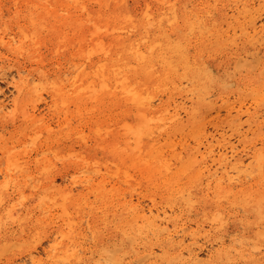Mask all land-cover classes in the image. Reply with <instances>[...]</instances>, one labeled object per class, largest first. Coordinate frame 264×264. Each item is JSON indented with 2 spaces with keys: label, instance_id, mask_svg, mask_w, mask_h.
<instances>
[{
  "label": "rangeland",
  "instance_id": "obj_1",
  "mask_svg": "<svg viewBox=\"0 0 264 264\" xmlns=\"http://www.w3.org/2000/svg\"><path fill=\"white\" fill-rule=\"evenodd\" d=\"M25 1L0 0V41L2 42V44H0V77L6 74L9 76L7 79L9 81V78L14 76L13 78L18 84H22V82L25 81L26 77L36 80L35 83H38V80H41V82L39 81V85L33 89L34 92H30L29 90L23 91L21 95H19L15 91V89L11 87V85H9L6 81H0V101H3L5 104L11 105L13 99L17 102L22 99L21 105L19 104L20 102H18L15 111H12V107H8V110L5 111V115L0 113V169L2 170L0 172V264H67L63 263V261L54 262V254L56 252L55 248L67 244L69 245V243V247H73L72 250H74L72 251L71 249H69L71 251H69V253H73L75 255L77 254L75 258H78L79 261H81V264H114L113 262L110 263L114 256L118 257L119 259L117 258V260L121 261L119 262V264H146L151 260H148L146 251H143V247H140L139 252L135 253L132 250L133 245L132 243H130V239L126 240L125 231H122L126 230L127 228V226H125L126 222L123 223L122 221V218H125L126 215H122L121 208L118 203L130 199L132 200L133 204L143 207L144 209L152 208L153 213H156L157 208L160 211L166 210L168 212L167 214L171 212V214H169V218L180 225V227L178 228L179 231L177 230L179 232L178 234L173 230V226L169 225V232L173 234L175 242H178L181 239V228L185 229L184 232L187 237L181 245L173 244L174 246H169L168 252L170 254L177 253L180 249H183L182 251H185V249H187V246L192 242L190 239V235L193 234L192 236H194L195 238L197 237V245H195L194 247L201 248L200 257L205 258L204 260H206L207 251L209 250L210 252H219L214 264H264V232L262 231L264 229L262 228V226H264V165L260 166L259 164L255 163L253 169L250 170L251 175L244 178V183L233 188L234 191H232V196L230 197L231 202L220 203L218 202V199H216V197L214 199V195L212 196L210 193L214 191L216 181L214 179L212 180V178L207 180L204 176L199 178L193 177L196 178L194 183L189 180L190 178L188 176H181L178 183L174 184V189L170 187L171 189L168 188V190L167 185L163 183L164 177H153L154 180L152 182L148 180V176L146 175L147 173L141 171L140 173L138 172L139 169L141 170L143 168V166L135 165L139 168H136L138 170H135L133 169V160H128L125 167L123 166L122 162H120V159L122 161L124 157L129 155V153L126 154L128 151H131L129 156L134 158L132 150H129L132 148L131 145L130 148L126 149V147H124V151L121 150L123 146L126 145H124L125 142H123L126 141V137L122 132L125 130L120 125L123 122H129L131 124L134 123L136 116H132L133 112L136 111L137 106L133 105L132 103L130 104V102H127L128 104L125 101L123 102L122 100L124 99L122 98V96H120L121 94L117 89H115L117 92L115 90L111 92L112 89L110 91L100 90V94L98 93L99 91L95 92L96 94H89L90 92H87L84 93L85 95L83 94L80 98L75 94L77 90L75 91V89H72L67 85L71 83L70 81H72L74 75L73 71H75L74 68H76L74 67L71 69V66L73 67L77 65V63L83 64L86 70H88L87 72L90 73L89 79H91L94 76L92 75V72L94 74V71L97 70L99 65H101V63L99 62H102L103 65H106L107 69H111V65L114 64V61H116L117 59L115 63H121V61H125L124 63H127L129 67H131L129 71L127 69V75L129 76L131 83H135V86H140L141 89H145L151 92L152 98L150 100H152V106L150 109L154 114H162L163 109L168 107V105H170V107L172 108L175 106V104H179V108H181L182 101H185L186 98H189L190 93L195 92L194 90L192 91V89L200 90L201 88L198 89L199 86L196 87V83L190 82L189 84V81H186L184 79L181 81L183 82L181 84L182 87H180L179 85L180 89L176 87L177 90L172 86V82H168L166 84L162 83L157 87V82H159L158 76L162 71L161 67H163L161 63L156 61L157 56L159 58L158 50H156L153 54L155 58L153 62L155 67H153L154 75L158 77L157 79L151 80L152 77H146L145 72L138 69V62L132 59V57L129 55V52L126 53V50L128 47V43H131V41H135L134 43L140 41L139 38H141L144 32L143 29L137 28L133 32H124V34L121 33V30L119 29L113 30V32L111 31V33L109 32V34H104V30H102L101 32L103 33V35H101L102 33H99L101 37L97 34H93L94 32L91 31L92 26L94 25L95 26L93 27V30L97 29V23L98 25H102L101 22L104 24L106 19L113 20L114 16L118 13V10L119 13L123 10H130L136 18L140 19L145 10L144 8H146V5H150L153 10H156L158 7H161V4H159L158 1L163 0H114V2L113 0H83V7L79 4L75 5L73 3V0L72 2L70 0H47V3L46 0L45 2L44 0ZM93 1L95 3H93ZM169 1L171 3L172 1L173 3H176L177 8H180L181 12L201 11V13H204L207 10L213 11V17L210 18L207 24V26L209 27H207L209 29V35L207 32H200L192 34L191 36L187 35L186 32L177 31L173 32L174 35L169 37V39L171 38L175 41L179 39L183 42V46H185L186 48V54L188 58L187 65H189V67H187V70L189 71L190 76L195 72V69L193 70V68L204 64L206 65V68L209 69L210 72H212L214 81L211 83L208 82L206 85V89H208L206 91H208L209 95H207V100H204V102L197 101L195 104L187 102L184 105L189 113L192 112V109H195L194 114L190 118H188L189 116H186L181 110L180 112L182 114V119L180 120V122L171 121L170 123H168V125L162 128L163 130L160 129L161 132L160 130H156L155 133L151 135L152 137L150 136V138L147 139L149 142L151 141L152 144H156L155 146L159 148V154L162 156V158L165 157V160L169 161L170 163L172 169L169 173H163L165 177L173 176L172 173L174 174V172L181 168V162H184V160H187L188 158H191L193 160L194 155L197 156L198 160L203 159L202 156L197 155V149H199L202 155L205 156L204 161L207 160L211 163V159L206 157V147L208 145L207 143L212 145V148H214L215 151H213V153L216 154V150H218V141L219 139L221 140L222 137L230 140V142L237 147L238 151H241L244 146L246 147V149H249L254 146L253 144H255L256 149H258L261 147L260 143L264 141V31H262L264 30L262 29L264 28V0H242V3L246 5L245 10L247 11L246 12L244 10L242 12V15L244 16H242L241 13L238 15L236 11H233L234 6L233 4H231L232 0ZM32 2V5L34 6L31 5ZM67 2L69 9L67 7ZM103 2L105 4H103ZM119 2H122V6H120ZM70 3L71 5H69ZM28 4H30L31 6ZM97 4L98 6H100L97 7ZM40 5L42 6L40 9H38ZM43 5L46 8H44ZM91 5L93 6L91 7ZM197 5H200L202 7H198ZM49 6L52 7L50 8ZM33 7H36V10ZM93 7L94 9H91ZM64 8H66L67 10L65 11ZM73 8H76V10L74 11ZM82 8L86 13L83 12ZM116 8H118V10H116ZM46 9L47 13L44 12L46 11ZM49 9L51 10V12ZM25 11L27 12L25 13ZM30 11L31 13H29ZM56 11H59V13H57ZM112 11L115 12L113 13ZM23 12L25 13V15ZM225 12L228 14H226ZM36 13L38 15H36ZM243 13H245L246 15ZM31 14H35L37 19L34 18L35 15H33L32 17ZM64 14L69 15L65 16ZM89 14H92L90 18ZM140 14L142 15L140 16ZM29 15H31V18H33L35 23L39 24L41 22L39 26H42L44 29L39 28V26H37L38 24L36 25L37 28H33L34 25L30 24L31 22L33 23V20ZM62 15H64V17ZM20 16L25 18H21ZM97 16L98 18H96ZM102 16L104 19L102 18ZM105 16H107L108 18ZM112 16L113 18H110ZM27 17L30 19L28 20ZM59 18L61 20H59ZM79 18L80 20H77ZM54 19H56V21ZM66 19L70 23V25L68 22L66 23ZM81 19H83L84 22ZM73 20H77V24L74 23ZM89 20V23L92 24L87 23ZM212 21H216L217 26L215 25V23L213 24ZM43 22L46 23L44 24ZM57 22L58 24H56ZM110 23L112 24V21ZM63 24L65 27L63 26ZM22 25L27 26L23 27ZM44 25L46 27H44ZM68 25L69 27L71 25L74 27L68 28ZM80 25H82L83 28H81ZM49 26L52 28V31H50L51 29ZM47 27L49 30L46 29ZM29 28L30 30L33 28V30L30 31ZM73 28H77L78 31L73 30ZM211 28L212 30L210 32ZM20 29L23 32L20 31ZM62 29L64 30L63 34H61ZM253 29H255L256 32H259V34L255 35L256 33H254ZM153 31L154 30H150L151 33H147V39L145 38L146 40L144 42H146L148 39L151 40L154 38L152 36H155V31ZM25 32L27 33V39H25ZM31 32H33L34 34L32 33L31 35ZM57 32L58 34L56 35ZM90 32H92L91 35H93V38L89 36ZM21 33L24 34L22 35ZM78 33H80L81 35ZM140 33L142 34L140 35ZM168 33H171V31H168ZM211 33H214V35ZM79 35L81 41L79 39ZM81 36L83 38H81ZM113 36L115 38H113ZM215 36L218 38H216ZM22 38H24V40ZM56 38L58 40L60 38L61 41H58ZM83 39L84 42H82ZM122 39L124 41L123 46L126 48H124L123 51L121 50V45L119 46V44L123 43ZM32 40H34V43L32 42ZM62 41L63 45L61 44ZM94 41H97L98 43L103 42L104 45L108 43L105 45V47L109 48L111 46L109 48L110 52L105 56L103 55V53H99V55L95 52V55H93L94 53L91 56L87 55L88 50L91 47H96V42ZM142 42L143 41L141 40L140 43ZM86 43H88V46H86ZM35 44L36 47H34ZM113 45L115 46L113 47ZM116 45H118V47H116ZM77 46H80V48H78ZM141 46L143 47L144 45L142 44ZM24 48L28 49H26L27 53ZM21 49L23 51H21ZM79 49H83V51L81 50V52ZM114 49L115 51H113ZM78 51H80L81 54H78ZM85 51L87 54L85 53ZM57 52L60 54H58ZM82 53L83 56H81ZM113 54H115L116 57L113 56ZM80 56L82 60H80ZM101 56L102 59H100ZM34 57L38 59L35 60ZM103 57H106V59H104ZM87 58L88 61L90 60L91 62H88ZM243 58L246 59V61ZM91 59H93V62ZM83 60L85 63L83 62ZM109 60H111L112 62ZM177 60L179 61L178 58H175L171 65L176 69L173 70L175 72L173 73L176 75H180L185 71V68L184 65L182 66V62H177ZM237 60L241 61L238 62ZM242 60L245 62H242ZM72 62H74L75 65ZM95 64H97L96 69ZM131 64L132 66H134L135 64V70L132 68V66H130ZM190 64L193 65L191 66ZM91 69L93 71H91ZM40 70L43 73L45 72L44 75L46 74L45 76H47V78L42 75ZM65 72H67V74H65ZM64 74L67 76L69 74V78L64 77ZM41 76L43 77L42 79ZM136 77L138 78V82ZM57 78H59V80ZM65 78H68L66 79L68 83H66V81L62 82L64 83V87L67 86L69 88L66 89V87L65 89H63V93L65 94H63L62 91L59 94L56 92V87L60 85L58 81H61L62 79L65 80ZM95 79L97 80L98 78ZM112 79L113 78L109 80L110 84H113ZM51 83H55L54 85L57 86H53L54 88L52 89ZM165 85L167 88L165 87ZM163 86L164 89H162ZM178 89L180 91H178ZM64 90L68 91L64 92ZM203 90L204 88L200 91ZM69 91H71L72 93L70 94ZM105 92L109 93L107 94V96L109 95V98L107 96H103L106 95ZM58 95H61L62 98L65 97L67 100H69V102H67L69 104V106L67 105L68 107H64L61 102L62 98H60L61 96ZM112 95H114V97H112ZM54 96L55 99L53 98ZM66 96L69 97L67 98ZM71 98H73V100ZM97 98L99 101L97 100ZM35 100H38L39 102ZM30 101L31 103H29ZM33 101L34 103L32 104ZM90 101L94 103L92 104ZM53 103L55 105H58L60 103V105H58L57 107L54 106ZM114 103L116 104V106ZM87 105H89V107ZM32 106L37 107V111L35 113V121L37 124L35 125L33 121L28 120L31 114L28 115L26 114V112H24V117L21 116V111L23 112V110L21 109H24V111L27 110L28 113L31 110ZM51 106L54 107L52 108ZM111 106L114 108L116 107L115 110L114 108L112 109ZM79 107H81L82 109H78ZM124 107L127 108V110H122V108ZM86 109L91 110L87 111ZM120 109L121 112H119ZM82 110H84V112L86 113H84ZM91 113L92 115H90ZM135 113L137 114L138 111H136ZM124 124L126 123H123V127ZM119 126L121 127V129ZM33 127H35L36 129ZM49 127L51 128V130H47L49 129ZM104 127H108L105 129L111 132H104ZM110 128L112 129L108 130ZM100 130H102L101 133ZM75 131L77 136L78 134H82V136L85 134V137L87 138H85L84 136L83 138L81 137V135H79L81 138L79 136H74ZM37 132L39 134H37ZM98 132L100 133L99 136H97ZM32 133L34 136L37 134L40 137L38 138L37 135L36 137H34L32 136ZM104 135H107V137ZM121 135L125 140L121 137ZM101 136H103L104 139H101ZM30 137L32 138L30 139ZM151 138H153L154 140ZM81 139H85V141L82 142ZM30 140H32V142ZM29 142L31 143L28 144ZM149 142L146 146H149L151 144ZM101 145L103 146L101 147ZM113 145L114 147H112ZM10 147L11 149H14V151H11L9 153V150H11ZM15 147L18 148L16 149ZM111 148H115L116 150H113ZM5 149L7 150V153L5 152ZM108 149H110L111 151H107ZM118 149L119 151H117ZM112 150L114 151V153ZM115 151L117 152V154H119L116 155ZM13 152H15V154ZM69 152L70 154H67ZM5 153L8 155H5ZM65 153L67 156L65 155ZM12 154L13 156H11ZM62 154L64 156H62ZM73 154L74 156L73 158H71ZM80 154H82L83 157H81ZM14 157L17 159V163H20L18 166H16V164L13 165V162H16L14 161ZM80 158L85 159V163H83V160H81ZM19 159L20 162L18 161ZM94 159H96L97 164ZM180 160L182 161L179 162ZM93 161H95L96 165L93 164ZM101 161L104 164H102ZM86 162L92 163L93 165L89 163L86 165ZM81 163L83 164V167ZM130 163L131 165H129ZM22 164H24V167H19L20 165L23 166ZM80 167L82 169L85 168L86 171L91 170V172H85L84 170L81 171ZM115 167L117 169H115ZM94 168H98L99 170L97 171H99L100 173L98 172L96 175V173H94L96 172ZM114 169L115 171L117 170L119 174L115 175V173L117 172L113 173ZM195 169H197V167H195ZM125 170H128L127 174H129V176L131 175V178L129 177L128 184L125 181V176L122 174L125 173ZM71 175L73 176L71 177ZM205 175H207V173H205ZM143 176L147 177V179L145 177V179H143ZM72 184H75L76 186H73ZM102 188L104 190H102ZM183 190H189L188 193H191L192 196H198V198H193V203H188V206L192 207L191 210L190 207L189 210H187V202L183 197L184 195L185 197H187L185 194L187 191ZM64 192H70L73 199L72 202L75 205H78V207L80 208L79 210H77L76 206H74L73 203L70 202L71 204H68V208H66L63 204L64 206L62 208H64L63 210H65L66 212L62 211L61 206L63 201L59 197H61V194H64ZM110 192H113L114 195ZM207 193V199L205 201L202 200L203 196H205V194ZM55 195L56 197H53ZM112 195L116 199L112 198ZM247 195L248 197H246ZM261 195L263 196V198ZM180 197L184 199L182 200ZM242 197L243 199H241ZM251 201L252 203H250ZM59 202H62L60 204L61 206L59 205ZM194 202L196 205L194 204ZM171 205L173 206V208ZM115 206L117 207L115 208ZM257 207L260 208V210H258ZM177 208L179 210H177ZM182 208L184 211L182 210ZM216 211L217 213L219 212V214L222 215L221 219H218L220 216H218L219 214H217ZM213 213L215 215H213L214 217L211 216ZM216 215L218 216V218ZM202 217L204 218L202 219ZM211 217L213 219H210ZM72 218L75 221V223L73 224H71V222L69 221L72 220ZM210 220L216 221H214L215 223L212 222L211 224ZM61 233H64V235ZM260 233H262L263 235ZM62 235L64 237H62ZM68 237L69 240L67 239ZM120 240L122 241V243L120 242ZM156 240L157 239H154L151 242V246L154 247L153 250L156 248L154 255L156 262L157 264H166V259H163L164 262L162 261V258H165L166 256H162L164 255V253H160L159 242H156ZM51 244L53 246H50ZM129 245H131V248H129ZM51 247L52 251L50 249ZM114 248L118 249H116L115 251ZM125 253L126 255L121 257V255ZM185 253L186 252H184V254ZM30 254L31 257L34 256L32 259H29ZM145 254L146 260L144 258ZM185 255L186 256L183 257L186 258L187 254ZM142 256L144 260H142ZM105 257L107 259H105ZM139 257L141 258V260ZM137 259L140 261H138ZM134 261L136 263H134Z\"/></svg>",
  "mask_w": 264,
  "mask_h": 264
},
{
  "label": "bare ground",
  "instance_id": "obj_2",
  "mask_svg": "<svg viewBox=\"0 0 264 264\" xmlns=\"http://www.w3.org/2000/svg\"><path fill=\"white\" fill-rule=\"evenodd\" d=\"M25 1V0H24ZM35 1V0H34ZM42 1V0H41ZM55 1V0H54ZM53 1V2H54ZM71 2H72V0H70ZM89 1H92V0H89ZM96 1V0H95ZM105 1V0H104ZM109 1V0H108ZM112 1V0H111ZM121 1V0H120ZM148 1V0H147ZM156 1H158V0H156ZM155 1V2H156ZM164 1V0H163ZM163 1H158L159 2V4H161V7H158L156 10H153L151 7H150V5H146V8H144L143 10H144V12H143V15L142 14H140V16L142 15V17L140 18V19H138V18H136L135 17V15L130 11V10H123L122 12H120L119 13V10H118V8H116V10H118V13L114 16V18H113V16L112 17H110V18H113V20H111L112 21V24L110 23L111 21L110 20H107L106 18V20H105V22H104V24L101 22V24L102 25H98V23H97V26H96V30L94 31L93 30V27L95 26L94 24V26H92V32H94L93 34H97V35H99V33H102L101 31L102 30H104L103 32H104V34L106 33H108L109 34V32L111 33V31L113 32V30H117V29H119V30H121V33H123L124 34V32H133L134 30H136L137 28H140V29H143L144 30V32H143V34L142 33H140V35L142 34V36H141V38H139V40L141 41H143L142 43H140V41L139 42H137V43H134V42H132L131 41V43H128V47H127V50H126V53L127 52H129V55L132 57V59H134V60H136L137 62H138V66H139V68H138V66H137V68L138 69H140V70H143L144 72H145V75H146V77H152L151 78V80H155V79H157L158 77H159V82H157L155 85L158 87L159 85H161L162 83H164V84H166V83H171L172 82V86L173 87H175V89H176V87H178L179 89H180V87H182L181 86V84L183 83V82H181L183 79L184 80H186V81H189V84H190V82H192V83H196V87L197 86H199L198 87V89L199 88H201V89H203L204 88V90L203 91H200V90H197V89H192V91L194 90L195 92H192V93H190V97L189 98H186V100L185 101H182V107L181 108H179V104H175V106L174 107H170V105H168V107H166L165 109H163V112H162V114H154L152 111H151V106H152V100H150L151 98H152V96H151V92H149V91H147V90H145V89H141V87L140 86H135V83L133 84V83H131V81H130V79H129V76L127 75V69H128V71H129V69H131V67H129V65L127 64V63H124L123 61H121V63H115L116 61H117V59H116V61H114V64H112L111 65V69H107V67H106V65H103V63L102 62H99V63H101V65H99V63H98V68H97V70H95L94 71V74H93V72H92V75H94L93 77H95V78H98L97 80L95 79V78H91V79H89V76H90V73L89 72H87L88 70H86V68H85V66L83 65V64H78L77 63V65H75V63L74 62H72V63H74V65L75 66H71V69L72 68H74V67H76V68H74L75 69V71H73L74 72V75H73V78H72V81H70L71 80V78H70V82L71 83H69V84H67L68 86H70L72 89H75V91H76V95L77 96H79L80 98H81V96L84 94V93H87V92H90L89 94H91V93H95V92H98L99 94H100V90H102V91H110L111 89H112V91L111 92H113L115 89H117V90H119V93L121 94L120 96H122V98L124 99V100H122L123 102L125 101L126 103L127 102H130V104L132 103L133 105H135V106H137L136 107V111H138V113L136 114L135 112H133V116L132 117H134V116H136V119H135V121H134V123H127V122H123V123H126V124H124V127H123V123H121V125L120 126H122V128H124V130L125 131H122L124 134H125V137H126V141H123V142H125L124 143V145L125 146H123V148H122V146H121V150H123L124 149V147H126V149H128V148H130V145H131V149H129V150H132V154H134L133 156H134V158L133 157H130L129 155H130V152L128 151L126 154H128L129 153V155L128 156H126V157H122L123 159H122V161H121V159H120V162H122V164H123V166L125 167V165H126V162L128 161V160H133L132 162H134V167H133V169H135V170H138L139 168L138 167H136L135 165H139V166H143V168L140 170L139 169V173H140V171L141 172H144V173H147L146 175L148 176V180H150V181H152L153 182V177H157V176H160L161 178L162 177H164V180H163V183H165L166 185H167V189L168 188H172V189H174V184H176V183H178V181L180 180V178H181V176H188L190 179L189 180H191L193 183H194V181H195V179L196 178H193V177H205L207 180H209V179H211L212 178V180L214 179L215 181H216V185H215V187H214V191L212 192V193H210L212 196L214 195V199H215V197H216V199H218V202H222V203H226V202H231L230 201V197L232 196V191H234L233 190V188L234 187H236L237 185H242V183H244V178H246L247 176H250L251 175V171L250 170H252L253 169V167H254V165H255V163H257V164H259L260 166H263L264 165V141L262 142V143H260L261 144V147L260 148H258V149H256V146H255V144H253L254 146H252L251 148H249V149H246V147L244 146L243 147V149L241 150V151H238L237 150V147L233 144V143H231L230 142V140H227L226 138H224V137H222V139L220 140L219 139V141H218V150H216L217 152H216V154H214L213 153V151H214V148H212V145L211 144H209V143H207L208 145H207V147H206V157H208L209 159H211V163L210 162H208L207 160H205L204 161V158H205V156H203L202 155V153H201V151L199 150V149H197V151H196V153H197V155H200V156H202L203 157V159H201V160H198V158H197V156H195L194 155V157H193V160L191 159V158H188L187 160H184V162H181L182 160H180L179 162H181L182 164L180 165V167L181 168H179L176 172H174V174L172 173V175L173 176H171V177H169L167 174V176L168 177H165V175H163V173H169L170 171H171V166H170V163H169V161H167V160H165V157L164 158H162V156L159 154V148L158 147H156L155 145L156 144H152L151 143V141L149 142L147 139L148 138H150V136L152 135V134H154L155 133V131L156 130H163L162 128L163 127H165L166 125H168V123H170L171 121H174V122H180V120L182 119V114H181V110H182V112L186 115V116H189L188 118H190L193 114H194V112H195V109H192V112L191 113H189L188 111H187V109L185 108V104L187 103V102H191L192 104H195L197 101H203L204 102V100H207V98H208V91H206V90H208V89H206V85H207V83L208 82H213L214 81V78H213V74H212V72H210V70L209 69H207L206 68V65H199V66H197L196 68H193V70L195 69V72L190 76V73H189V71L187 70V67H189V65H187L188 64V62H187V54H186V48H185V46H183V42L181 41V40H177V41H175L174 39H169V37H171V36H173L174 34H173V32H180V31H182V32H186L187 33V35H191L192 36V34H196V33H204V32H207L208 33V26H207V24H208V22H209V20H210V18H212L213 17V14H212V12L213 11H211V10H207L206 12H204V13H201V11H187V12H185V11H182L181 12V10H180V8H177V5H176V3H173V1H172V3L169 1V0H165L164 1V3H163ZM191 1V0H190ZM213 1V0H212ZM26 2V1H25ZM25 2H23V3H25ZM44 2H45V0H44ZM82 2H83V0H73V3L75 4V5H77V4H79L80 6H82L83 4H82ZM107 2V1H106ZM113 2H114V0H113ZM123 2V1H122ZM121 2V3H122ZM28 3H30V2H28ZM41 3V2H40ZM46 3H47V0H46ZM55 3V2H54ZM53 3V4H54ZM93 3H95L94 1H93ZM92 3V4H93ZM120 3V2H119ZM121 3H120V6H122L121 5ZM251 3V2H250ZM33 4V2L31 3V5ZM35 4V3H34ZM37 4V3H36ZM42 4V3H41ZM62 4V3H61ZM73 4V5H74ZM102 4V3H101ZM103 4H105L104 2H103ZM114 4V3H113ZM112 4V5H113ZM124 4V3H123ZM145 4H146V2H145ZM219 4V3H218ZM231 4H233V6H234V9H233V11L235 12H237V14L239 15L240 13H241V15H242V12L246 9V5L244 4V3H242V0H232V3ZM23 5V4H22ZM25 5V4H24ZM28 5H30V4H28ZM30 5V6H31ZM69 5H71V3L69 4ZM74 5V6H75ZM78 5V6H79ZM133 5V4H132ZM220 5V4H219ZM19 6V5H18ZM17 6V7H18ZM32 6H34V5H32ZM41 6L42 5H40V7L38 8V9H40L41 8ZM64 6V5H63ZM93 5H91V7H92ZM100 6V5H99ZM98 6V4H97V7H99ZM103 6H105V5H103ZM116 6H118V5H116ZM119 6V7H120ZM125 6V5H124ZM143 6V5H142ZM194 6V5H193ZM198 6V5H197ZM218 6V5H217ZM232 6V7H233ZM264 6V5H263ZM28 7V6H27ZM38 7V6H37ZM43 7H44V5H43ZM50 8L52 7V6H49ZM48 7V8H49ZM54 7V6H53ZM67 7H68V9H69V6H68V2H67ZM73 7V6H72ZM83 7V6H82ZM85 7V6H84ZM88 7V6H87ZM108 7V6H107ZM145 7V6H144ZM192 7V6H191ZM198 7H202V6H198ZM205 7V6H204ZM213 7V6H212ZM33 8H35V10H36V7H33ZM44 8H46V7H44ZM103 8V7H102ZM133 8V7H132ZM136 8V7H135ZM185 8V7H184ZM210 8V7H209ZM248 8V7H247ZM65 9V11L67 10L66 8H64ZM71 9V8H70ZM74 9V8H73ZM78 9V8H77ZM83 9V8H82ZM82 9H81V11H82ZM86 9V8H85ZM91 9H94V7L93 8H91ZM105 9V8H104ZM197 9V8H196ZM208 9V8H207ZM24 10V9H23ZM29 10V9H28ZM41 10H43V9H41ZM50 10V9H49ZM76 10V8L74 9V11ZM98 10V9H97ZM102 10V9H101ZM106 10V9H105ZM121 10V9H120ZM189 10V9H188ZM34 11V10H33ZM79 11V10H78ZM80 11V12H81ZM108 11V10H107ZM246 11V10H245ZM252 11V10H251ZM21 12V11H20ZM27 11H25V13H26ZM37 12V11H36ZM44 12H46L47 13V9H46V11H44ZM50 12H51V10H50ZM49 12V13H50ZM57 12V11H56ZM79 12V13H80ZM83 12H85L84 11V9H83ZM94 12V11H93ZM103 12V11H102ZM101 12V13H102ZM113 12V11H112ZM115 12V11H114ZM113 12V13H114ZM117 12V11H116ZM247 12V11H246ZM24 13V12H23ZM25 13H24V15H25ZM29 13H31V11L29 12ZM46 13H44V14H46ZM57 13H59V11L57 12ZM69 13V12H68ZM75 13V12H74ZM86 13V12H85ZM90 13V12H89ZM100 13V12H99ZM109 13H110V11H109ZM226 13V12H225ZM251 13V12H250ZM21 14V13H20ZM28 14V13H27ZM106 14V13H105ZM135 14H136V12H135ZM226 14H228V13H226ZM243 14H245V13H243ZM32 15V14H31ZM31 15H29L30 16V18H31ZM33 15H35V14H33ZM33 15H32V17H33ZM36 15H38L37 13H36ZM36 15H35V17L34 18H36ZM59 15V14H58ZM65 15V14H64ZM64 15H62L63 17H64ZM66 15H69V14H66ZM65 15V16H66ZM82 15V14H81ZM80 15V16H81ZM92 15V14H91ZM90 14H89V18H90V16H91ZM108 15V14H107ZM113 15V14H112ZM138 15V14H137ZM246 15V14H245ZM253 15V14H252ZM21 16H23V15H21ZM20 16V17H21ZM52 16V15H51ZM79 16V17H80ZM86 16V15H85ZM111 16V15H110ZM224 16V15H223ZM231 16V15H230ZM242 16H244V15H242ZM248 16V15H247ZM41 17H42V15H41ZM68 17V16H67ZM93 17V16H92ZM101 17V16H100ZM105 17H107V16H105ZM21 18H25V17H21ZM21 18H20V21H21ZM28 18V17H27ZM30 18H28V20L30 19ZM48 18V17H47ZM53 18V17H52ZM51 18V19H52ZM61 18V17H60ZM59 18V20H61ZM66 18V17H65ZM84 18V17H83ZM88 18V17H87ZM96 18H98V16L96 17ZM102 18H103V16H102ZM108 18V17H107ZM221 18V17H220ZM244 18V17H243ZM32 20H33V18H31ZM37 19V18H36ZM41 19V18H40ZM43 19V18H42ZM50 19V20H51ZM76 19V18H75ZM86 19V18H85ZM104 19V18H103ZM228 19V18H227ZM236 19H238V18H236ZM18 20H19V18H18ZM55 21H56V19H54ZM68 20H69V18H68ZM77 20H80V18L79 19H77ZM77 20H73L74 21V23H76V21ZM82 21H83V19H81ZM91 20V19H90ZM90 20L87 22V23H89L90 22ZM99 20H100V18H99ZM218 20V19H217ZM37 21V20H36ZM42 21V20H41ZM54 21V22H55ZM81 21V22H82ZM98 21V20H97ZM104 21V20H103ZM24 22V21H23ZM38 22V21H37ZM68 21H67V19H66V23H67ZM84 22V21H83ZM82 22V23H83ZM91 22H93V21H91ZM99 22V21H98ZM213 22V21H212ZM41 23V22H40ZM40 23L38 24V23H35L34 22V20H33V23L31 22L30 24H33L34 26H33V28L34 27H36L37 28V26H39L40 25ZM44 23V22H43ZM46 23V22H45ZM44 23V24H45ZM49 23V22H48ZM69 23V22H68ZM215 23V25L217 26V22L216 21H214L213 22V24ZM20 24V23H19ZM22 24H24V23H22ZM27 24H28V22H27ZM38 24V25H37ZM56 24H58V22L56 23ZM77 24V23H76ZM84 24V23H83ZM82 24V25H83ZM86 24V23H85ZM89 24H92V23H89ZM120 26H119V25ZM37 25V26H36ZM48 25H50V24H48ZM69 25H70V23H69ZM69 25H68V28H70V27H74V26H70L69 27ZM82 25H80L81 26V28H83L82 27ZM23 26V25H22ZM24 26H27V25H24ZM23 26V27H24ZM32 26V25H31ZM63 26H64V24H63ZM66 26H67V24H66ZM79 26V25H78ZM212 26V25H211ZM215 26V27H216ZM222 26V25H221ZM229 26V25H228ZM44 27H46L45 25H44ZM50 27V26H49ZM53 27V26H52ZM65 27V26H64ZM64 27H63V29H64ZM76 27V26H75ZM208 27V28H207ZM263 27V26H262ZM31 28V27H30ZM30 28H29V30H30ZM33 28L30 30V31H32L33 30ZM39 28H43L42 26L40 27L39 26ZM67 28V27H66ZM78 28V27H77ZM77 28H73V30H76V31H78L77 30ZM255 28V27H254ZM44 29V28H43ZM46 29H48V27L46 28ZM50 31H52V28L50 27ZM62 29V33L61 34H63V30ZM79 29V28H78ZM85 29V28H84ZM262 29H264V28H262ZM49 30V29H48ZM54 30H56V29H54ZM86 30V29H85ZM110 30V31H109ZM150 30H154L153 32H154V34H155V36H152V37H154L153 39H151V40H147L146 42H144L147 38V33L148 32H150ZM211 30H212V28L210 29V32H211ZM215 30V29H214ZM254 30V33H256L255 35H257V34H259V32H256V30L255 29H253ZM20 31H22L21 29H20ZM41 31V30H40ZM43 31V30H42ZM123 31V32H122ZM168 31H171V33H168ZM262 31H264V30H262ZM23 32V31H22ZM34 32V31H33ZM33 32H31V35H32V33ZM38 32V31H37ZM66 32V31H65ZM64 32V33H65ZM92 32H90V35L89 36H93V35H91V33ZM117 32H119V31H117ZM152 32V33H153ZM181 32V33H182ZM218 32V31H217ZM26 33V32H25ZM29 33V32H28ZM41 33V32H40ZM54 33V32H53ZM75 33V32H74ZM84 33V32H83ZM151 33V32H150ZM264 33V32H263ZM263 33H261V34H263ZM22 34V33H21ZM24 34V33H23ZM22 34V35H23ZM34 34V33H33ZM37 34H39V33H37ZM45 34V33H44ZM58 34V32L56 33V35ZM60 34V33H59ZM68 34V33H67ZM66 34V35H67ZM77 34V33H76ZM78 34H80V33H78ZM119 34V33H118ZM135 34H137V33H135ZM210 33H208V35H209ZM211 34H213L214 35V33H211ZM30 35V34H29ZM43 35V34H42ZM65 35V34H64ZM81 35V34H80ZM80 35H79V39H80ZM101 35H103V33L101 34ZM111 35V34H110ZM115 35V34H114ZM120 35H122V34H120ZM119 35V36H120ZM185 35V34H184ZM202 35V34H201ZM216 35H218V34H216ZM27 33L25 34V39H27ZM83 36V35H82ZM81 36V38H83ZM100 36V35H99ZM107 36V35H106ZM123 36V35H122ZM203 36V35H202ZM237 36V35H236ZM263 36V35H262ZM41 37V36H40ZM59 37V36H58ZM57 37V38H58ZM62 37V36H61ZM85 37V36H84ZM90 37V38H91ZM96 37V36H95ZM101 37V36H100ZM99 37V38H100ZM110 37V36H109ZM123 37H125V36H123ZM216 37V36H215ZM222 37V36H221ZM34 38V37H33ZM33 38H31V39H33ZM56 38V39H57ZM64 38V37H63ZM67 38V37H66ZM93 38V37H92ZM112 38V37H111ZM113 38H115L114 36H113ZM121 38V37H120ZM136 38V37H135ZM137 38V39H138ZM146 38V39H145ZM184 38V37H183ZM216 38H218V37H216ZM215 38V39H216ZM219 38H220V36H219ZM23 40H24V38H22ZM36 39V38H35ZM34 39V40H35ZM85 39V38H84ZM84 39H83V41L82 42H84ZM102 39V38H101ZM118 39H119V37H118ZM34 40H32V42L34 41ZM58 40V39H57ZM59 40L61 41V39L59 38ZM58 40V41H59ZM63 40V39H62ZM95 40H96V38H95ZM99 40V39H98ZM199 40V39H198ZM31 41V40H30ZM76 41V40H75ZM80 41H81V39H80ZM79 41V42H80ZM87 41V40H86ZM93 41V40H92ZM102 41V40H101ZM122 41H123V39H122ZM1 42V41H0ZM25 42V41H24ZM27 42V41H26ZM66 42V41H65ZM65 42H64V44H65ZM79 42H78V45H79ZM94 42H96V43H98L97 41H94ZM115 42V41H114ZM126 42V41H125ZM216 42H217V40H216ZM34 43V42H33ZM63 43V41L61 42V44ZM81 43V42H80ZM95 43V45H96V47H89L88 49V54L86 53V51H85V53L87 54V55H89V56H91L94 52L97 54H99V53H103V55L105 56V55H107L109 52H110V47L108 48H106L105 47V45L106 44H108V43H106L105 45L103 44V42H99L98 44H96ZM185 43V42H184ZM223 43V42H222ZM225 43V42H224ZM0 44H2V42L0 43ZM25 44H27V43H25ZM57 44V43H56ZM56 44H55V46H56ZM60 44V43H59ZM73 44V43H72ZM87 44V45H86ZM85 45L86 46H88V43H86ZM92 44H93V42H92ZM91 44V45H92ZM110 44V43H109ZM144 45L143 47L141 46V45ZM63 45V44H62ZM94 45V46H95ZM111 45V44H110ZM121 45V46H120ZM124 41H123V43H121V44H119V46L121 47V50L123 51V49L125 48L124 46ZM185 45V44H184ZM209 45V44H208ZM7 46H9V45H7ZM21 46V45H20ZM31 46V45H30ZM34 46V45H33ZM38 46V45H37ZM54 46V47H55ZM58 46V45H57ZM61 46V45H60ZM85 46V47H86ZM109 46V45H108ZM115 45H113V47H114ZM26 47V46H25ZM34 47H36V44H35V46ZM33 47V48H34ZM63 47V46H62ZM61 47V48H62ZM78 47V46H77ZM82 47V46H81ZM84 47V46H83ZM116 47H118V45H116ZM21 48V47H20ZM19 48V49H20ZM28 48V47H27ZM26 48V49H27ZM78 48H80V46L78 47ZM77 48V49H78ZM25 49V48H24ZM26 49H25V51H26ZM84 49V48H83ZM83 49H81L82 51H83ZM126 49V48H125ZM199 49V48H198ZM28 50V49H27ZM54 50V49H53ZM59 50V49H58ZM57 50V51H58ZM74 50V49H73ZM80 50V49H79ZM80 50V51H81ZM156 50H158V55H159V58H158V56H157V59H156V61L157 62H159V63H161L162 64V66L163 67H161L160 69L162 70L161 71V73H160V75L157 77L156 75H154V64H153V62H154V60H155V58H154V56H153V54H154V52L156 51ZM21 51H23L22 49H21ZM55 51V50H54ZM80 51H78V54L80 53ZM81 51V52H82ZM113 51H115V49L113 50ZM36 52V51H35ZM201 52H203V51H201ZM25 53V52H24ZM26 53H27V51H26ZM29 53H30V51H29ZM58 53V52H57ZM77 53V52H76ZM84 53V52H83ZM83 53H82V55L81 56H83ZM84 53V54H85ZM95 53L93 54V55H95ZM120 53V52H119ZM118 53V54H119ZM198 53V52H197ZM248 53V52H247ZM35 54V53H34ZM58 54H60V53H58ZM75 54V53H74ZM77 54V55H78ZM81 54V53H80ZM201 54V53H200ZM27 55V54H26ZM29 55V54H28ZM100 55V54H99ZM246 55V54H245ZM250 55V54H249ZM74 56V55H73ZM79 56V55H78ZM81 56H80V60H82V58H81ZM112 56V55H111ZM113 56H115V54H113ZM120 56V55H119ZM127 56V55H126ZM31 57V56H30ZM86 57H88V56H86ZM85 57V58H86ZM116 57V56H115ZM117 57H118V55H117ZM84 58V59H85ZM100 58V57H99ZM104 58V57H103ZM175 58H178L179 59V61H181L182 62V66L184 65V72L182 73V74H180V75H176V74H174L175 72L173 71V70H176L175 69V67H172V63H173V61H174V59ZM34 59L35 60H37L36 59V57H34ZM74 59V58H73ZM93 59H95V58H93ZM93 59H91L92 60V62H93ZM97 59V58H96ZM100 59H102V56H101V58ZM104 59H106V57L104 58ZM114 59V58H113ZM120 59H121V57H120ZM238 59V58H237ZM240 59V58H239ZM244 59V58H243ZM99 60V59H98ZM119 60V59H118ZM126 60V59H125ZM245 61H246V59H244ZM87 61H88V58H87ZM86 61V62H87ZM90 61V60H89ZM88 61V62H89ZM97 61V60H96ZM109 61H111V60H109ZM178 60H177V62H179ZM238 62H240L239 60H237ZM245 61H243L242 60V62H245ZM83 62H84V60H83ZM91 62V61H90ZM107 62V61H106ZM105 62V63H106ZM112 62V61H111ZM133 62V61H132ZM180 62V63H181ZM85 63V62H84ZM110 63V62H109ZM175 63V62H174ZM88 64V63H87ZM133 64V63H132ZM132 64L130 65V66H132ZM179 64V63H178ZM194 64V63H193ZM192 64V65H193ZM238 64V63H237ZM31 65V64H30ZM54 65V64H53ZM92 65H93V63H92ZM96 65L97 64H95V69H96ZM160 65V64H159ZM191 65V64H190ZM191 65V66H192ZM235 65H236V63H235ZM239 65V64H238ZM176 66V65H175ZM195 66H196V64H195ZM110 67V66H109ZM134 67H135V64H134V66H132V68L134 69ZM154 67V68H153ZM177 67V66H176ZM234 68H235V66H234ZM94 69V68H93ZM136 69V68H135ZM134 69V70H135ZM39 70V69H38ZM37 70V71H38ZM91 71H93L92 69H91ZM40 72H41V70H40ZM68 72V71H67ZM67 72H65V74H67ZM136 72V71H135ZM174 72V73H173ZM19 73V72H18ZM22 73V72H21ZM39 73V72H38ZM42 73V75H44V73L43 72H41ZM64 73V72H63ZM71 73V72H70ZM129 73V72H128ZM158 73V72H157ZM156 73V74H157ZM181 73V72H180ZM26 74V73H25ZM40 74V73H39ZM39 74H37V75H39ZM64 74V77H68L69 76V74H68V76L67 75H65ZM72 74V73H71ZM10 75H12V74H10ZM46 75V74H45ZM44 75V76H45ZM63 75V74H62ZM130 75H131V73H130ZM135 75V74H134ZM140 75V74H139ZM158 75V74H157ZM17 76V75H16ZM136 76V75H135ZM156 76V77H155ZM8 75H2L1 77H0V81H6L9 85H11V87H13L14 89H15V91L19 94V95H21L22 93H23V91H30V92H34L33 91V89L34 88H36L38 85H39V81L41 82V80H38V83H35V81L36 80H34V79H32V78H28V77H26V79H25V81L24 82H22V84H18L15 80H14V76H12L11 78H9L10 80L8 81L7 79H8ZM46 78H47V76H45ZM62 77V76H61ZM43 77L41 76V79H42ZM69 78V77H68ZM68 78H65V80H61V81H58L59 83H60V85H54L53 83H51L52 84V89L54 88L53 86H55L56 87V92L57 93H59L60 94V92L62 91V93H63V89H65L66 87H64V81H66V79H68ZM111 78H113L112 80H113V84H110L109 83V80L111 79ZM137 78V77H136ZM58 80H59V78H57ZM150 79V78H149ZM45 80V79H44ZM148 80V79H147ZM19 81V80H18ZM47 81V80H46ZM54 81V80H53ZM52 81V82H53ZM63 81V82H62ZM135 81H136V79H135ZM61 82H62V84H61ZM137 82H138V78H137ZM142 82V81H141ZM140 82V83H141ZM185 82V81H184ZM66 83H68L67 81H66ZM144 84V83H143ZM142 84V85H143ZM137 85H138V83H137ZM148 85V84H147ZM179 85H180V87H179ZM194 85V84H193ZM40 86H41V84H40ZM144 86H145V84H144ZM143 86V87H144ZM50 87H51V85H50ZM146 87V86H145ZM153 87H155V86H153ZM165 87H166V85H165ZM41 88V87H40ZM69 87H67L66 89H68ZM167 88V87H166ZM155 89V88H154ZM158 89V88H157ZM157 89H156V91H157ZM162 89H164V86L162 87ZM178 89V91H180ZM209 89H210V87H209ZM177 90V89H176ZM65 91H68V90H64V92ZM74 91V90H73ZM116 91V90H115ZM155 91V92H156ZM54 92V91H53ZM70 92V94L72 93L71 91H69ZM117 92V91H116ZM27 93V92H26ZM68 93V92H67ZM106 93V92H105ZM210 93V92H209ZM28 94V93H27ZM55 94V93H54ZM63 94H65V93H63ZM88 94V95H89ZM96 94V93H95ZM99 94H97V95H99ZM107 94H109V93H106V95H103V96H107ZM116 94V93H115ZM114 94V95H115ZM66 95H69V94H66ZM74 95V94H73ZM85 95V94H84ZM96 95V96H97ZM114 95H112V97H114ZM208 95V96H207ZM1 96V95H0ZM35 96H38V95H35ZM58 96H61V95H58ZM71 96V95H70ZM111 96V95H110ZM119 96V97H120ZM22 97V96H21ZM27 97V96H26ZM32 97V96H31ZM40 97V96H39ZM42 97V96H41ZM67 98L69 97V96H66ZM93 97H94V95H93ZM108 98H109V95L107 96ZM115 97H117V96H115ZM35 98V97H34ZM54 99H55V96L53 97ZM57 98V97H56ZM60 98H62V96L60 97ZM59 98V99H60ZM64 98V99H63ZM62 98V104L64 105V107L66 108V107H68L69 106V104L67 103V102H69V100H67L65 97H63ZM171 98V97H170ZM17 99V98H16ZM37 99V98H36ZM53 99V100H54ZM72 100H73V98H71ZM70 99V100H71ZM76 99V98H75ZM74 99V100H75ZM85 99V98H84ZM83 99V100H84ZM90 99V98H89ZM94 99V98H93ZM116 99V98H115ZM22 99H20V101H18V102H20L19 104L21 105V101ZM27 100V99H26ZM33 100V99H32ZM44 100V99H43ZM61 100V99H60ZM83 100H82V102H83ZM97 100H98V98H97ZM112 100H113V98H112ZM28 101V100H27ZM35 101H38V100H35ZM78 101H79V99H78ZM77 101V102H78ZM91 101H92V99H91ZM90 101V102H91ZM94 101V100H93ZM99 101V100H98ZM18 102L16 101V100H12V103H11V105H8V104H5L3 101H0V113L1 114H3V115H5V111L6 110H8V107H12L11 109H12V111H15L16 110V107H17V105H18ZM39 102V101H38ZM58 102V101H57ZM60 102V101H59ZM60 102V103H61ZM89 102V101H88ZM116 102V101H115ZM156 102V101H155ZM174 102V101H173ZM29 103H31V101L29 102ZM34 103V101L32 102V104ZM54 103H56V102H54ZM53 103V104H54ZM60 103L58 104V105H60ZM85 103V102H84ZM92 103V102H91ZM94 103V102H93ZM92 103V104H93ZM97 103V102H96ZM109 103V102H108ZM112 103V102H111ZM61 104V105H62ZM107 104V103H106ZM110 104V103H109ZM115 104V103H114ZM128 104V103H127ZM58 105L56 104H54V106H57L58 107ZM62 105V106H63ZM68 105V106H67ZM81 105V104H80ZM79 105V106H80ZM125 105V104H124ZM28 106V105H27ZM53 106V107H54ZM71 106V105H70ZM75 106H76V104H75ZM88 107H89V105H87ZM97 106V105H96ZM103 106V105H102ZM115 106H116V104H115ZM26 107V106H25ZM52 107V106H51ZM52 107V108H53ZM82 107V106H81ZM81 107H79L78 109H80ZM100 107V106H99ZM112 107V106H111ZM111 107H110V109H111ZM27 108V107H26ZM51 108V109H52ZM56 108V107H55ZM77 108V107H76ZM91 108V107H90ZM93 108V107H92ZM114 107H112V109H113ZM116 108V107H115ZM115 108H114V110H115ZM118 108V107H117ZM68 109V108H67ZM82 109V108H81ZM102 109V108H101ZM104 109H105V107H104ZM127 110V108H122V110ZM21 110H23V112L21 111V116H23V114H25L24 112H26V114H31L30 115V118L28 119V120H31V121H33V123H34V125L35 124H37L36 123V121H35V119H36V116H35V113H36V111H37V107L36 106H32V108H31V110L27 113V110L26 111H24V109H21ZM54 110H56V109H54ZM65 110V109H64ZM76 110V109H75ZM87 110V109H86ZM89 110H91V109H88L87 111H89ZM58 111V110H57ZM67 111H69V110H67ZM81 111V110H80ZM83 112H84V110H82ZM55 112V111H54ZM59 112V111H58ZM57 112V113H58ZM61 112V111H60ZM64 112V111H63ZM78 112V111H77ZM91 112H93V111H91ZM101 112V111H100ZM109 112V111H108ZM119 112H121V109H120V111ZM68 113V112H67ZM80 113V112H79ZM78 113V114H79ZM84 113H86V112H84ZM95 113V112H94ZM102 113V112H101ZM160 113V112H159ZM59 114H61V113H59ZM63 114V113H62ZM65 114V113H64ZM82 114V113H81ZM80 114V115H81ZM88 114V113H87ZM108 114V113H107ZM115 114V113H114ZM135 114V115H134ZM66 115V114H65ZM69 115V114H68ZM83 115V114H82ZM81 115V116H82ZM90 115H92V113L90 114ZM113 115V114H112ZM64 116V115H63ZM72 116V115H71ZM89 116V115H88ZM123 116V115H122ZM127 116V115H126ZM24 117V116H23ZM27 117V116H26ZM65 117V116H64ZM68 117V116H67ZM60 118V117H59ZM63 118V117H62ZM74 118V117H73ZM86 118H87V116H86ZM27 119V118H26ZM25 119V120H26ZM70 119H72V118H70ZM237 119V118H236ZM82 120V119H81ZM87 120V119H86ZM92 120V119H91ZM214 120V119H213ZM126 121V120H125ZM38 122V121H37ZM64 122V121H63ZM67 122H69V121H67ZM83 122V121H82ZM95 122V121H94ZM91 123H92V121H91ZM99 123V122H98ZM27 124V123H26ZM71 124H72V122H71ZM86 124V123H85ZM89 124V123H88ZM64 125V124H63ZM91 125V124H90ZM89 125V126H90ZM114 125V124H113ZM115 125H117V124H115ZM39 126V125H38ZM119 126V127H120ZM103 127V126H102ZM118 127V128H119ZM33 128H35V127H33ZM48 128V127H47ZM105 128H108V127H104V132L106 131V133L107 132H111V131H107ZM113 128V127H112ZM112 128H110V129H108V130H111ZM36 129V128H35ZM42 129V128H41ZM74 129V128H73ZM73 129H72V131H73ZM100 129V128H99ZM120 129H121V127H120ZM47 130H51V128L49 127V129H47ZM71 130V129H70ZM78 130V129H77ZM95 130H96V126H95ZM94 130V131H95ZM103 130V129H102ZM102 130H100V133H101V131ZM118 130V129H117ZM161 130H160V132H161ZM167 130V129H166ZM60 131V130H59ZM65 131V130H64ZM63 131V132H64ZM91 131H92V129H91ZM97 131H98V128H97ZM96 131V132H97ZM116 131V130H115ZM119 131V130H118ZM33 132V131H32ZM121 132V131H120ZM60 133V132H59ZM67 133V132H66ZM75 134H74V136H76V137H78L79 135H81V137H85L86 135L84 134L83 136H82V134H78V136L76 135V131L74 132ZM99 132L97 133L98 135L97 136H99V134H100ZM116 133V132H115ZM158 133V132H157ZM36 134V133H35ZM37 134H39L38 132H37ZM36 134V135H37ZM61 134V133H60ZM95 134V133H94ZM105 134V133H104ZM122 134V133H121ZM36 135L34 136L33 135V133H32V136H34V137H36ZM63 135V134H62ZM108 135V134H107ZM107 135H104V136H106L107 137ZM157 135V134H156ZM38 136V135H37ZM58 136V135H57ZM61 136V135H60ZM97 136H96V138H97ZM116 136V135H115ZM119 136V135H118ZM33 137V138H34ZM40 136H38V138H39ZM59 137V136H58ZM65 137V136H64ZM80 137V136H79ZM80 137V138H81ZM83 137V138H84ZM121 137H122V135H121ZM152 137V136H151ZM154 137H155V135H154ZM32 137H30V139H31ZM37 138V139H38ZM61 138V137H60ZM63 138V137H62ZM85 138H87V137H85ZM103 138V136H101V139ZM123 138V137H122ZM221 138V137H220ZM100 139V138H99ZM104 139V138H103ZM124 139V138H123ZM151 139H153V138H151ZM20 140V139H19ZM33 140H35V139H33ZM121 140V139H120ZM125 140V139H124ZM154 140V139H153ZM232 140V139H231ZM25 141V140H24ZM31 142H32V140H30ZM48 141V140H47ZM59 141V140H58ZM81 141L82 142H84L85 141V139L83 140V139H81ZM27 142V141H26ZM26 142H25V144H26ZM31 142H29L28 144H30ZM103 142V141H102ZM113 142V141H112ZM148 142L149 143H151L149 146H146L147 144H148ZM1 143V142H0ZM155 143V142H154ZM211 143V142H210ZM107 144V143H106ZM118 144V143H117ZM33 145V144H32ZM119 145V144H118ZM133 145V146H132ZM6 146V145H5ZM15 146V145H14ZM98 146V145H97ZM103 145H101V147H102ZM21 147V146H20ZM26 147H27V145H26ZM95 147V146H94ZM112 147H114V145L112 146ZM6 148V147H5ZM16 148V147H15ZM18 148V147H17ZM16 148V149H17ZM24 148H25V146H24ZM90 148V147H89ZM120 148V147H119ZM7 149V148H6ZM5 149V150H6ZM10 149H11V147H10ZM83 149V148H82ZM97 149V148H96ZM98 149H101V148H98ZM111 149H113V148H111ZM4 150V151H5ZM67 150V149H66ZM113 150H116L115 148L113 149ZM112 150V151H113ZM120 150V151H121ZM11 151H14V149H11V150H9V153L11 152ZM23 151H24V149H23ZM107 151H111L110 149H108ZM117 151H119V149L117 150ZM124 151V150H123ZM6 153H7V150L5 151ZM55 152H56V150H55ZM76 152V151H75ZM74 152V153H75ZM102 152H103V148H102ZM116 152V151H115ZM215 152V151H214ZM5 153V155H8V154H6ZM14 154H15V152H13ZM23 153V152H22ZM40 153H43V152H40ZM86 153H88V152H86ZM113 153H114V151H113ZM242 153V154H241ZM244 153V154H243ZM67 154H70V152L69 153H67ZM116 155H118L117 154V152L115 153ZM114 154V155H115ZM121 154H122V152H121ZM204 154V153H203ZM65 155H66V153H65ZM76 155V154H75ZM106 155H108V154H106ZM110 155V154H109ZM112 155V154H111ZM10 156V155H9ZM8 156V157H9ZM11 156H13V154L11 155ZM62 156H64L63 154H62ZM67 156V155H66ZM73 156H74V154L72 155V157L71 158H73ZM80 156L81 157H83V155L82 154H80ZM124 156V155H123ZM16 157H18V156H16ZM89 157V156H88ZM97 157V156H96ZM177 157H179V156H177ZM217 157V158H216ZM245 157V158H244ZM10 158V157H9ZM20 158V157H19ZM59 158V157H58ZM68 158V157H67ZM66 158V159H67ZM77 158V157H76ZM113 158V157H112ZM12 159V158H11ZM11 159H10V161H11ZM69 159V158H68ZM81 160H83L82 162L83 163H85L84 161H85V159H82V158H80ZM64 160H65V158H64ZM81 160H78V161H81ZM95 161H96V159H94ZM14 161H16V162H13L14 164L13 165H15L16 164V166H18L20 163H17V159L14 157ZM19 162H20V159L18 160ZM87 161V160H86ZM95 161H93L94 163L93 164H95ZM91 162V161H90ZM131 162V163H132ZM171 162V161H170ZM247 162V163H246ZM89 162H86V165L88 164ZM101 163H102V161H101ZM107 163H108V161H107ZM110 163V162H109ZM131 163L129 164V165H131ZM75 164V163H74ZM89 164H92V163H89ZM92 164V165H93ZM96 164H97V161H96ZM95 164V165H96ZM102 164H104V163H102ZM101 164V165H102ZM116 164V163H115ZM23 166H19V167H24V164H22ZM70 165H72V164H70ZM81 165H82V167H83V164L81 163ZM85 165V166H86ZM94 165V166H95ZM106 165V164H105ZM111 165H112V162H111ZM113 165H114V163H113ZM198 165V166H197ZM75 166V165H74ZM84 166V167H85ZM26 167V166H25ZM78 167V166H77ZM92 167V166H91ZM103 167H104V165H103ZM130 167H132V166H130ZM195 167H197V169H195ZM81 168V167H80ZM136 168H138V169H136ZM141 168V167H140ZM93 169V168H92ZM115 169H117L116 167H115ZM115 169L113 170L114 172L113 173H115V172H117V173H115V175H117V174H119V172L116 170L115 171ZM132 169V168H131ZM213 169V170H212ZM81 171L82 170H84L85 172H91V170H85V168H81L80 169ZM94 170L96 171V172H94ZM94 170H93V172L94 173H96V175H97V173L99 172V171H97V170H99L98 168L96 169V168H94ZM102 170V169H101ZM109 170V169H108ZM123 170H124V168H123ZM2 170L0 169V172H1ZM111 171V170H110ZM127 171L128 170H125V173H122L124 176H125V181H126V183L128 184V181H129V177L131 176H129V174H127ZM130 171V170H129ZM84 172V173H85ZM81 173H83V172H81ZM80 173V174H81ZM100 173V172H99ZM205 173H207V175H205ZM88 174V173H87ZM92 174V173H91ZM75 175V174H74ZM113 175V174H112ZM218 175H220V176H218ZM73 175H71V177H72ZM114 176V175H113ZM117 177V176H116ZM145 176H143V179H147V177H145ZM75 178V177H74ZM90 178V177H89ZM88 178V179H89ZM92 178V177H91ZM131 178V177H130ZM158 178V177H157ZM205 178H203V179H205ZM87 179V180H88ZM74 180V179H73ZM142 180V179H141ZM212 180H211V182H212ZM78 181V180H77ZM124 181V180H123ZM124 181V182H125ZM149 181V182H150ZM190 181V182H191ZM202 181V180H201ZM85 182H86V180H85ZM158 182H159V180H158ZM161 182V181H160ZM204 182V181H203ZM53 183V182H52ZM75 183V182H74ZM162 183V182H161ZM89 184V183H88ZM154 184V183H153ZM215 184V183H214ZM73 185V184H72ZM75 185V184H74ZM73 185V186H74ZM81 185V184H80ZM103 185V184H102ZM192 185V184H191ZM76 186V185H75ZM162 186V185H161ZM194 186V185H193ZM206 186V185H205ZM54 188V187H53ZM68 188V187H67ZM153 188H155V187H153ZM162 188V187H161ZM170 188V189H171ZM175 188H177V187H175ZM178 188H180V187H178ZM160 189V188H159ZM183 189V188H182ZM185 189V188H184ZM49 190V189H48ZM99 190V189H98ZM97 190V191H98ZM102 190H104L103 188H102ZM101 190V191H102ZM169 190V189H168ZM178 190V189H177ZM52 191V190H51ZM156 191V190H155ZM183 191H187V190H183ZM241 191V190H240ZM170 192V191H169ZM189 192V190L185 193L186 194V196L187 197H185V195L183 196L184 198H185V200H186V204H187V207H188V209L187 210H189V207L190 206H188L189 204V202H191V203H193L192 202V200H193V198H198V196L197 195H193L192 196V194L191 193H188ZM211 192V191H210ZM214 192H215V194H214ZM104 193V192H103ZM105 193H106V191H105ZM111 193V192H110ZM175 193V192H174ZM177 193V192H176ZM181 193V192H180ZM179 193V194H180ZM188 193V194H187ZM111 194H113V192L111 193ZM60 195V194H59ZM58 195V196H59ZM114 195V194H113ZM112 195V196H113ZM116 195V194H115ZM119 195H120V193H119ZM152 195V194H151ZM177 195V194H176ZM47 196V195H46ZM110 196V195H109ZM170 196H172V195H170ZM181 196V197H182ZM241 196H243V195H241ZM262 196V195H261ZM53 197H56V195L55 196H53ZM121 197V196H120ZM119 197V198H120ZM180 197V198H181ZM207 197H208V193L207 194H205V196H203V198H202V200H206L207 199ZM238 197V196H237ZM246 197H248V195L246 196ZM245 197V198H246ZM60 199H62V201H63V203H62V206L60 205L61 203L59 202V205L61 206V208L65 205V207L66 208H68V204L71 202V203H73L72 201H73V199H72V196H71V194H70V192H64V194L62 193L61 194V197H59ZM112 198H114V196L112 197ZM122 198H124V197H122ZM184 198H181L182 200L184 199ZM262 198H263V196H262ZM114 199H116V198H114ZM151 199H153V198H151ZM213 199V198H212ZM213 199V200H214ZM241 199H243V197L241 198ZM251 199V198H250ZM259 199V198H258ZM264 199V198H263ZM155 200V199H154ZM154 200H152V201H154ZM237 200H238V198H237ZM260 200V199H259ZM151 201V200H150ZM242 201H244V200H242ZM248 201V200H247ZM246 201V202H247ZM255 201H256V199H255ZM264 201V200H263ZM115 202V201H114ZM245 202V203H246ZM261 202H262V200H261ZM70 203V204H71ZM239 203V202H238ZM250 203H252V201L250 202ZM258 203H259V201H258ZM64 204V205H63ZM194 204H195V202H194ZM232 204V203H231ZM73 205L74 206H76V208H77V210H79L80 208L78 207V205H75L74 203H73ZM118 205L120 206V208H121V212H122V215L123 214H125L126 216H125V218H122V221H123V223H125L126 222V225L125 226H127V228H126V230H122V231H125V235H126V240L127 239H130L129 241H131L130 243H132V250L135 252V253H138L139 252V248L140 247H143V251H146V253H147V258H148V260L149 259H151L149 262H147L146 264H157V262H156V259H155V257H154V255H155V249L153 250V248L154 247H152L151 246V242L154 240V239H157L156 240V242H159V251H160V253H164V255H162V256H166L165 258H162V261H163V259H166V264H214V262L216 261V258H217V256H218V253L219 252H210L209 250L207 251V258H206V260H204L205 258H202V257H200V253H201V248L200 247H194L195 245H197V237L195 238L194 236H192L193 234H191L190 236V239H191V244L190 245H188L187 246V249H185V251H182L183 249H180L177 253H174V254H170L169 252H168V249H169V246H174L173 244H175V245H181L182 243H183V241L185 240V238L187 237L186 236V234H185V229H183V228H181V230H180V232L182 231V234H180V241H178V242H175V239H174V236H173V234L171 233V232H169L170 230H169V225H172L173 226V230L175 231V232H177V234L179 233L178 231V228L180 227V225H178L176 222H174V221H172L170 218H169V214H171V212L169 213V214H167L168 212L165 210V211H160V210H158V208L156 209V213H153V209L152 208H148V209H144L143 207H140V206H138V205H135V204H133L132 203V200L130 199V200H127V201H123V202H120V203H118ZM196 205V204H195ZM214 205V204H213ZM234 205V204H233ZM249 205V204H248ZM257 205V204H256ZM170 206V205H169ZM172 206V205H171ZM173 206H174V204H173ZM173 206H172V208H173ZM176 206V205H175ZM186 206V205H185ZM184 206V207H185ZM232 206V205H231ZM117 206H115V208H116ZM247 207V206H246ZM171 208V209H172ZM191 208L192 207H190V210H191ZM198 208V207H197ZM64 208H62V211H65V210H63ZM176 209V208H175ZM174 209V210H175ZM252 209H255V208H252ZM257 209L258 210H260V208H258L257 207ZM177 210H179L178 208H177ZM182 210H183V208H182ZM184 211V210H183ZM66 212V211H65ZM64 212V213H65ZM180 212H182V211H180ZM63 213V212H62ZM216 213H217V211H216ZM67 214V213H66ZM217 214H219V212L217 213ZM257 214V213H256ZM214 215V213L211 215L212 217H214L213 216ZM258 215V214H257ZM70 216V215H69ZM217 216V215H216ZM218 216H220L219 218H218ZM217 216V218L218 219H221V216L222 215H218ZM224 216V215H223ZM262 216V215H261ZM110 217V216H109ZM199 217V216H198ZM210 218V219H213V218ZM105 218V217H104ZM204 217H202V219H203ZM216 218V217H215ZM214 218V219H215ZM200 219V218H199ZM207 219V218H206ZM218 219H217V221H218ZM263 219V218H262ZM126 220V221H125ZM198 220V219H197ZM257 220H259V219H257ZM70 222H71V224H73V223H75V221H74V219L72 218V220H69ZM74 221V222H73ZM214 221H216V220H214ZM213 220H210V222H211V224H212V222H214ZM220 221V220H219ZM208 222V221H207ZM209 222V223H210ZM258 222V221H257ZM215 223V222H214ZM213 223V224H214ZM259 223V222H258ZM70 225V224H69ZM219 225V224H218ZM255 225V224H254ZM260 226V225H259ZM187 227V226H186ZM189 227H191V226H189ZM188 227V228H189ZM210 227H211V225H210ZM187 228V229H188ZM214 228V227H213ZM219 228V227H218ZM262 228H264V226H262ZM261 228V229H262ZM200 229V228H199ZM178 230V231H177ZM117 231V230H116ZM121 231V232H122ZM197 231V230H196ZM200 231V230H199ZM263 232H264V229L262 230ZM120 232V233H121ZM262 232V233H263ZM257 233V232H256ZM262 233H260V234H262ZM61 234H63L64 235V233H61ZM123 234V233H122ZM177 234H176V236H177ZM62 235V237H64ZM257 235V234H256ZM263 235V234H262ZM68 236V235H67ZM61 237V236H60ZM179 237V236H178ZM65 239V238H64ZM63 239V240H64ZM68 240H69V237L67 238ZM119 241V240H118ZM199 241V240H198ZM217 241V240H216ZM120 242L122 243V241L120 240ZM119 242V243H120ZM124 243V242H123ZM61 244V243H60ZM55 245V244H54ZM69 245H70V243H69ZM69 245L67 244V245H64V246H58L57 248H55L56 249V252H55V261L54 262H56V261H63V263H67V264H81V261H79V259L77 258H75L76 257V255L75 254H73V253H69V249H73V247L72 248H70L69 247ZM123 245V244H122ZM50 246H53L52 244L50 245ZM130 247L129 248H131V245H129ZM191 246H193V247H191ZM120 247H122V246H120ZM221 247V246H220ZM219 247V248H220ZM171 248V247H170ZM51 249V251H52V247L50 248ZM116 249H118V248H116ZM116 249L114 248V250L116 251ZM75 250H76V248H75ZM89 250V249H88ZM107 250V249H106ZM120 250V249H119ZM203 250V249H202ZM72 251H74V250H72ZM113 251V250H112ZM170 251V250H169ZM216 251V250H215ZM71 252V251H70ZM104 252V251H103ZM110 252V251H109ZM108 252V253H109ZM171 252V251H170ZM184 252H186L185 254H187V257L185 258V257H183V256H186L185 254H184ZM204 252V251H203ZM103 254H105V253H103ZM113 254V253H112ZM144 254V253H143ZM157 254V253H156ZM222 254V253H221ZM225 254V253H224ZM115 255V254H114ZM117 255H118V253H117ZM126 255V253L125 254H122L121 255V257L122 256H125ZM160 255V254H159ZM33 256V255H32ZM108 256V255H107ZM145 257V260H146V254L144 255ZM34 257V256H33ZM33 257H31V254H30V258L29 259H32ZM99 257H101V256H99ZM108 258H110V257H108ZM117 258L118 257H113L112 258V261L110 262V263H114V264H119V262H121V261H119V260H117ZM125 258V257H124ZM140 258V257H139ZM142 258H143V256H142ZM144 258L142 259V260H144ZM53 259V258H52ZM53 259V260H54ZM99 259V258H98ZM100 259H102V258H100ZM105 259H107L106 257H105ZM119 259V258H118ZM104 260V259H103ZM109 260V259H108ZM120 260H121V258H120ZM138 260V259H137ZM136 260V261H137ZM140 260H141V258H140ZM140 260H138V261H140ZM222 260V259H221ZM99 261V260H98ZM107 261V260H106ZM105 261V262H106ZM128 261V260H127ZM126 261V262H127ZM94 262V261H93ZM96 262V261H95ZM164 262V261H163ZM219 262H220V259H219ZM134 263H136L135 261H134ZM140 263V262H139ZM142 263V262H141ZM122 264V263H121ZM124 264V263H123Z\"/></svg>",
  "mask_w": 264,
  "mask_h": 264
}]
</instances>
